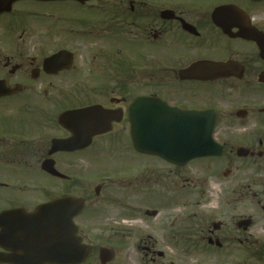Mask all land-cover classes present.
<instances>
[{
  "label": "flooded vegetation",
  "instance_id": "flooded-vegetation-1",
  "mask_svg": "<svg viewBox=\"0 0 264 264\" xmlns=\"http://www.w3.org/2000/svg\"><path fill=\"white\" fill-rule=\"evenodd\" d=\"M67 199L83 264H264V0H0V264Z\"/></svg>",
  "mask_w": 264,
  "mask_h": 264
},
{
  "label": "water",
  "instance_id": "water-1",
  "mask_svg": "<svg viewBox=\"0 0 264 264\" xmlns=\"http://www.w3.org/2000/svg\"><path fill=\"white\" fill-rule=\"evenodd\" d=\"M143 102L146 101H137L134 107L143 105ZM151 132L157 136V141H147L145 151L159 154L170 161L180 162V160L203 157L209 155L214 149L210 136L204 140L197 139L195 137L198 133L195 131L193 139L189 142L174 140L171 125L156 124ZM133 134L135 147L139 149L138 132ZM177 150H187L193 152V155L184 158L175 153ZM79 207L80 203L77 201L61 200L39 210L32 216L27 232L28 252L26 255L30 256H26L28 264H82L86 261L93 249L82 245L81 239L77 237L73 218Z\"/></svg>",
  "mask_w": 264,
  "mask_h": 264
},
{
  "label": "rangeland",
  "instance_id": "rangeland-1",
  "mask_svg": "<svg viewBox=\"0 0 264 264\" xmlns=\"http://www.w3.org/2000/svg\"><path fill=\"white\" fill-rule=\"evenodd\" d=\"M213 194L211 197H216V194H219V190L218 189H213ZM242 208H245V205L242 206ZM245 214L249 213V212H243ZM170 257L172 260L175 261H180V260H187V261H193L194 263L198 261L197 257H188V255H176V254H170Z\"/></svg>",
  "mask_w": 264,
  "mask_h": 264
}]
</instances>
